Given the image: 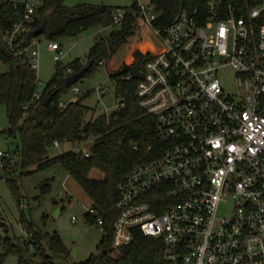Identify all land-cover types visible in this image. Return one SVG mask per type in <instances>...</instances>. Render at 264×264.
<instances>
[{"label": "built area", "instance_id": "2783aa9c", "mask_svg": "<svg viewBox=\"0 0 264 264\" xmlns=\"http://www.w3.org/2000/svg\"><path fill=\"white\" fill-rule=\"evenodd\" d=\"M13 1L23 11L3 35L10 46L23 41L42 4ZM128 11H113V25ZM134 14L164 42V50L141 67L135 90L138 104L155 117L161 154L119 181L111 248L142 235L163 241V264H264V0H201L192 7L181 1L164 23L154 3L137 0ZM109 27L97 38L109 35ZM49 47L60 63L59 42L51 40ZM24 51L37 71L38 49L30 44ZM77 83L71 86L77 96L61 99L59 107L77 100ZM41 86L31 103L43 98ZM106 91L97 88L101 96ZM116 99V107L103 112L125 107ZM82 143L72 150L91 156L95 137ZM132 148L138 150V143ZM8 155L0 152V160ZM87 212V225L104 229L92 204Z\"/></svg>", "mask_w": 264, "mask_h": 264}, {"label": "trees", "instance_id": "16d2710c", "mask_svg": "<svg viewBox=\"0 0 264 264\" xmlns=\"http://www.w3.org/2000/svg\"><path fill=\"white\" fill-rule=\"evenodd\" d=\"M181 1L194 6L201 0H150L159 12V22L169 21L176 13ZM137 2L132 4L130 11L120 25H113V9L108 5L79 3L72 7L64 0H42L38 16L29 27V31L45 24L42 35L48 40H57L62 36L75 35L91 27L111 26L109 35L96 40L87 55L86 63H80L76 58L68 65L57 63L56 72L43 88V98L31 103L34 93L38 89L40 80L36 69L28 61L24 51L31 41L26 40V34L19 45L10 46L3 40V35L14 28L15 22L21 16L23 7L13 0H0V60L9 66V69L0 74V105H4L10 121L9 133L20 138L14 154L21 159V167L36 165L37 169L61 163L71 176L81 185L92 200L99 216L104 219L105 235L97 245V252L86 260L73 264H163L162 253L164 243L160 238L138 235L136 239L119 249H112L114 221L118 209V183L138 163L158 157L159 139L155 132V117L147 114L138 104L135 90L138 79L127 78L132 67L139 61L141 67L153 56L136 44L117 70L109 72L116 81V95L125 102V107L107 115L105 112L92 115L94 110L84 101L92 94L91 90L81 92L76 101L59 107L63 93L70 90L65 80L72 75L67 73L71 67L73 74L80 71L90 61L93 65L85 75L92 73L101 62H108L113 53L129 38L137 25L138 17L134 14ZM37 37V38H38ZM84 75V76H85ZM52 93L53 100L45 105V99ZM90 136L95 137L91 156L68 150L53 157L49 156V149L55 141L84 142ZM138 143L139 149L132 148ZM153 148L149 149L148 145ZM3 157L0 164L8 169L11 156ZM97 168L104 173L102 178L91 177V171ZM23 174V173H22ZM18 202L21 196L18 192L16 179H8ZM51 184L42 185L43 192H49ZM88 217V212L85 214ZM27 229L34 233L33 239L26 242L29 249L33 245L36 254L42 255L39 264H56L53 258L47 255L43 242H47L50 249L60 255L69 256L70 252L58 233H42L36 231L33 223L27 224ZM8 252H16L21 264H31L24 254V250L15 244L8 245Z\"/></svg>", "mask_w": 264, "mask_h": 264}, {"label": "rangeland", "instance_id": "374dc122", "mask_svg": "<svg viewBox=\"0 0 264 264\" xmlns=\"http://www.w3.org/2000/svg\"><path fill=\"white\" fill-rule=\"evenodd\" d=\"M141 1L148 3L150 0ZM64 2L69 7L79 3L104 4L115 11L118 8H128L137 0H64ZM103 29V27H91L78 34L57 39L62 48L60 63L68 65L76 58L86 57ZM112 29L113 27H109L105 30ZM50 41L41 36L31 43V47H36L39 51L37 74L43 86L53 77L57 68L56 53L50 49ZM136 44L142 45L144 50L151 54H158L164 50L163 40L151 26L139 18L134 32L113 53L110 60L100 63L92 73L78 81L77 84L82 92L92 91L84 101L86 105L94 108L87 118L116 107V81L110 77L109 72L121 67ZM8 69L9 66L0 60V74ZM97 88H106V94L101 96ZM76 96L70 88L68 92L62 94L61 99L67 101ZM10 127L7 109L4 105H0V152L8 153V156L11 153L13 156L8 169H4L0 164V264H21L16 252L7 251L9 244L22 248L31 264H39L42 261V255L35 253L36 249L33 245L29 249L26 247L29 237L25 234L24 228L27 229L29 222L33 223L36 231L58 233L61 236L69 249V256L54 253L47 242H43L45 253L51 256L56 264H73L86 260L97 252V245L105 235L104 229L100 226L87 225L85 214L92 204L90 197L59 162L41 169H37L36 165L21 167L19 155L14 154L21 141L19 137L16 138L9 133ZM83 147L84 144L79 141H64L58 148L51 147L49 156L53 157L70 149ZM8 179L17 180L20 202ZM48 182L51 186L46 193L42 191V185Z\"/></svg>", "mask_w": 264, "mask_h": 264}, {"label": "water", "instance_id": "95a60500", "mask_svg": "<svg viewBox=\"0 0 264 264\" xmlns=\"http://www.w3.org/2000/svg\"><path fill=\"white\" fill-rule=\"evenodd\" d=\"M45 29V24H40L38 27L31 29L28 31L26 35V40L27 41H32L38 36L42 35ZM93 65V61H90L85 67H83L80 71L68 76L65 80V84L67 87H71L74 83L78 82L89 70V68ZM133 78L139 79L142 76V71H141V64L138 61L131 69ZM55 93L50 94L44 101L45 105H49L54 97ZM75 254V252H73Z\"/></svg>", "mask_w": 264, "mask_h": 264}, {"label": "crops", "instance_id": "0c3cea01", "mask_svg": "<svg viewBox=\"0 0 264 264\" xmlns=\"http://www.w3.org/2000/svg\"><path fill=\"white\" fill-rule=\"evenodd\" d=\"M71 99V98H70ZM62 144V143H61ZM91 177H97V178H102L104 176V173L98 170L97 168H94L91 173ZM92 201V200H91Z\"/></svg>", "mask_w": 264, "mask_h": 264}]
</instances>
